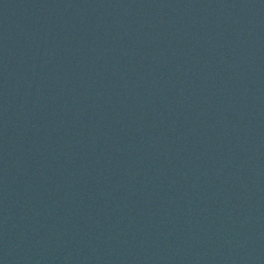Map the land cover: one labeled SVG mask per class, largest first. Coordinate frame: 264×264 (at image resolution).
I'll return each instance as SVG.
<instances>
[{"label":"water","instance_id":"95a60500","mask_svg":"<svg viewBox=\"0 0 264 264\" xmlns=\"http://www.w3.org/2000/svg\"><path fill=\"white\" fill-rule=\"evenodd\" d=\"M0 264H264V0H0Z\"/></svg>","mask_w":264,"mask_h":264}]
</instances>
